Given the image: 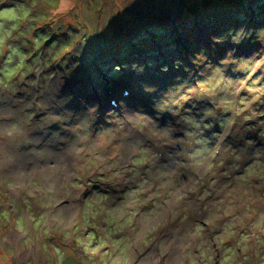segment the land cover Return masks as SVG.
<instances>
[{
  "label": "rangeland",
  "instance_id": "obj_1",
  "mask_svg": "<svg viewBox=\"0 0 264 264\" xmlns=\"http://www.w3.org/2000/svg\"><path fill=\"white\" fill-rule=\"evenodd\" d=\"M67 255L264 264V0H0V264Z\"/></svg>",
  "mask_w": 264,
  "mask_h": 264
},
{
  "label": "bare ground",
  "instance_id": "obj_2",
  "mask_svg": "<svg viewBox=\"0 0 264 264\" xmlns=\"http://www.w3.org/2000/svg\"><path fill=\"white\" fill-rule=\"evenodd\" d=\"M211 4H212V2H211ZM214 4L217 5V2H214ZM197 6H198V4H197ZM160 132H163V130H160ZM57 154H58L57 157H56L57 160H56V162H55L56 164L66 163V162L68 161V160H67L68 155H67V153H66L64 150H63V151H59V152H57ZM37 157H39V156H34V157H33L34 161H35V159H36ZM37 160H38V159H37ZM54 161H55V160H54ZM36 164H37V163H36ZM17 166H18V165H17ZM16 168H17V167H16ZM22 171H23V169H18V171H15V172H13V173H19V174H22V173H21ZM196 201H197V199H195V198H194V199H190V200H189V203L191 202L192 205H195V204H197ZM197 216H198V217H201V215H199V214H198ZM155 219H156V218H152L150 221H154ZM151 224H152V222H151V223L148 222V223L144 224V225L142 226V228H146V227H147V228H150L154 223H153L152 225H151ZM184 235H185V234H181L177 240H178V241H179V240H180V241H181V240H185L186 237H184ZM145 255H146V256H149V257H147L148 259L153 260V259H152V258H153L152 255L145 254L144 251H143L142 254H141V256H145ZM145 261H146V257H145V258L142 257L141 260H139L138 263H139V264H140L141 262L144 263Z\"/></svg>",
  "mask_w": 264,
  "mask_h": 264
},
{
  "label": "water",
  "instance_id": "obj_3",
  "mask_svg": "<svg viewBox=\"0 0 264 264\" xmlns=\"http://www.w3.org/2000/svg\"><path fill=\"white\" fill-rule=\"evenodd\" d=\"M63 264H79L78 261H75L73 259V257L71 256H67L63 261H62Z\"/></svg>",
  "mask_w": 264,
  "mask_h": 264
},
{
  "label": "trees",
  "instance_id": "obj_4",
  "mask_svg": "<svg viewBox=\"0 0 264 264\" xmlns=\"http://www.w3.org/2000/svg\"><path fill=\"white\" fill-rule=\"evenodd\" d=\"M222 1H224L225 2V4H227V3H230V2H232L233 0H222ZM207 2H203L202 4H203V6L206 4Z\"/></svg>",
  "mask_w": 264,
  "mask_h": 264
},
{
  "label": "flooded vegetation",
  "instance_id": "obj_5",
  "mask_svg": "<svg viewBox=\"0 0 264 264\" xmlns=\"http://www.w3.org/2000/svg\"><path fill=\"white\" fill-rule=\"evenodd\" d=\"M79 261V260H78Z\"/></svg>",
  "mask_w": 264,
  "mask_h": 264
}]
</instances>
